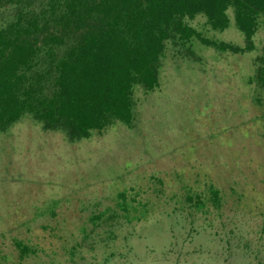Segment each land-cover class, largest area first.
Returning a JSON list of instances; mask_svg holds the SVG:
<instances>
[{"label": "rangeland", "instance_id": "obj_1", "mask_svg": "<svg viewBox=\"0 0 264 264\" xmlns=\"http://www.w3.org/2000/svg\"><path fill=\"white\" fill-rule=\"evenodd\" d=\"M228 14L224 31L189 24L244 47ZM254 43L169 44L133 129L70 143L26 117L0 132V264H264V19Z\"/></svg>", "mask_w": 264, "mask_h": 264}, {"label": "trees", "instance_id": "obj_2", "mask_svg": "<svg viewBox=\"0 0 264 264\" xmlns=\"http://www.w3.org/2000/svg\"><path fill=\"white\" fill-rule=\"evenodd\" d=\"M230 9L244 47L208 39L189 24L204 15L224 31ZM261 19L264 0H0V132L26 117L70 143L116 123L133 129L135 90L160 87L169 44L197 40L244 55L256 48ZM253 81L264 91V66ZM211 192L219 203L218 190ZM15 246L21 259L31 253L22 242Z\"/></svg>", "mask_w": 264, "mask_h": 264}]
</instances>
